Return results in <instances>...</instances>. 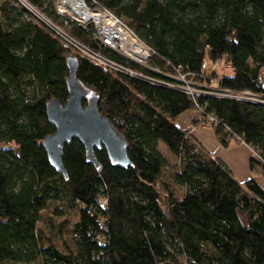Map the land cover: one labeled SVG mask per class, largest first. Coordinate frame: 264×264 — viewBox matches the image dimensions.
<instances>
[{
	"label": "trees",
	"instance_id": "obj_1",
	"mask_svg": "<svg viewBox=\"0 0 264 264\" xmlns=\"http://www.w3.org/2000/svg\"><path fill=\"white\" fill-rule=\"evenodd\" d=\"M27 1L93 44L91 31L59 14L53 0ZM85 1L124 20L152 49L148 69L111 57L154 82L97 66L16 0H0V264H264L263 189L254 179L239 183L175 123L188 111L195 125L214 118L221 145L246 144L251 172L264 176V105L192 97L167 77L182 73L204 90L264 97V0ZM69 58L126 139L131 166L115 167L95 149L97 168L77 139L64 148L66 176L52 166L43 144L56 132L48 103L68 100ZM218 62L233 71L220 75ZM48 210V225L63 219L58 233L71 232L65 250L40 227ZM71 212L77 220L67 225Z\"/></svg>",
	"mask_w": 264,
	"mask_h": 264
},
{
	"label": "built area",
	"instance_id": "obj_2",
	"mask_svg": "<svg viewBox=\"0 0 264 264\" xmlns=\"http://www.w3.org/2000/svg\"><path fill=\"white\" fill-rule=\"evenodd\" d=\"M16 1L26 9L28 14L34 20L45 25L61 42L97 66L114 74L126 75L132 78L154 82V80L142 74L138 69L132 68L128 64L121 63L111 57L112 54H115L124 62L138 68L148 69L149 62L154 55L152 49L140 40L128 24L111 11L101 7H95V2L92 5H88L85 0H79L81 7L80 14H78L72 8L71 4L68 5L66 3V0L55 1V10L59 14L69 16L72 21L86 33L91 31L93 44L90 45L79 40L62 26L53 22L44 13L32 6L27 0ZM219 64L220 63L218 62L214 65V70L217 71ZM226 69L233 71L231 65H227ZM151 70L159 73L158 70ZM167 77L178 83V85L170 83L168 84L169 87H180L192 97L215 95L218 97H228L264 105V97L255 95L251 92H242L238 94L229 91L221 93L216 91L213 92L204 90L199 88L198 85L188 82V76L182 73H178L175 77ZM190 85H195L194 93L191 92V89H188ZM204 124L205 126L212 127L216 126L217 122L214 118L207 117L204 120Z\"/></svg>",
	"mask_w": 264,
	"mask_h": 264
},
{
	"label": "water",
	"instance_id": "obj_3",
	"mask_svg": "<svg viewBox=\"0 0 264 264\" xmlns=\"http://www.w3.org/2000/svg\"><path fill=\"white\" fill-rule=\"evenodd\" d=\"M69 97L62 105L57 100L48 103V119L56 132L44 141L52 166L64 176L63 153L66 144L77 139L85 148L89 163L99 168L95 149H105L115 167L131 166L128 143L111 121L99 110L100 99L76 79V60L68 59Z\"/></svg>",
	"mask_w": 264,
	"mask_h": 264
},
{
	"label": "crops",
	"instance_id": "obj_4",
	"mask_svg": "<svg viewBox=\"0 0 264 264\" xmlns=\"http://www.w3.org/2000/svg\"><path fill=\"white\" fill-rule=\"evenodd\" d=\"M188 112L192 113L190 121L192 127H179L194 137L207 152L221 159L239 183L244 184L254 179L264 191V176L254 175L250 169L251 148L244 143H237L235 141H232L228 147L222 146L216 137L215 131L201 124L195 125L196 112ZM187 118L190 117L188 116Z\"/></svg>",
	"mask_w": 264,
	"mask_h": 264
},
{
	"label": "rangeland",
	"instance_id": "obj_5",
	"mask_svg": "<svg viewBox=\"0 0 264 264\" xmlns=\"http://www.w3.org/2000/svg\"><path fill=\"white\" fill-rule=\"evenodd\" d=\"M54 3L56 0H53ZM66 18H68L70 21H72V19L69 17V16H66ZM219 67L217 69V71L219 72L220 75H223V74H230L231 71H229L228 69H226L227 65H225L223 62H219ZM149 67V65H148ZM205 67L206 68H209L210 67V62L206 60L205 62ZM210 73V71H209ZM220 77V76H219ZM188 82H191L192 84H195L194 82H192L190 79H187ZM210 86L214 87V88H217V82H211ZM188 89H191V92L195 91V85H190L188 87ZM194 93V92H193ZM190 117V118H187V117ZM191 117H192V113L191 112H185L183 113L182 115L179 116V118L177 120H175V123L182 127V128H185V127H192L191 124H190V121H191ZM202 126H205L202 125ZM205 127H208L210 129H212L210 126H205ZM213 130V129H212ZM160 150L161 152L165 155V157L167 158L170 166H172L174 163H175V160L174 158L168 153V151L166 150L165 146H161L160 147ZM51 213H53L52 211H46L43 213V219L40 223V227L45 229V233L51 238L54 240L55 244L61 249V250H65L66 247L68 245H70L71 243V232L70 230H65L63 231L62 233H58V228H59V225L61 223H63V219H58V220H54L53 221V225H48L46 222V220L48 219V217L50 215H52ZM66 219L68 222L67 225H72L73 223H75V221L77 220V213L76 212H71V213H67L66 217L64 218ZM243 219H246L244 216H243ZM65 221V220H64ZM53 227V228H52Z\"/></svg>",
	"mask_w": 264,
	"mask_h": 264
},
{
	"label": "bare ground",
	"instance_id": "obj_6",
	"mask_svg": "<svg viewBox=\"0 0 264 264\" xmlns=\"http://www.w3.org/2000/svg\"><path fill=\"white\" fill-rule=\"evenodd\" d=\"M68 5L71 4L72 8L75 10L76 13L80 14V1L79 0H66Z\"/></svg>",
	"mask_w": 264,
	"mask_h": 264
}]
</instances>
